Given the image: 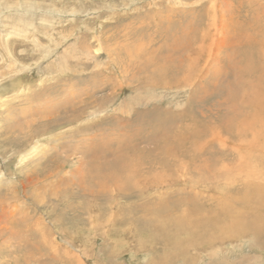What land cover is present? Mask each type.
Returning <instances> with one entry per match:
<instances>
[{"label":"rangeland","instance_id":"374dc122","mask_svg":"<svg viewBox=\"0 0 264 264\" xmlns=\"http://www.w3.org/2000/svg\"><path fill=\"white\" fill-rule=\"evenodd\" d=\"M210 1L0 0V264H264V234L248 233L245 217L233 226L225 223L243 225V235L217 241L206 251L191 248L182 254L164 235L150 232L160 223L154 215L158 202L189 194L215 204L220 191L226 192L224 186L212 191L189 185L177 192L181 182L171 183L176 174L161 164L171 157L159 153L164 137L180 127L182 114L208 113L200 97L222 105L218 100L235 84L248 82L236 67L226 72L215 61L218 52L229 49L221 34L207 62L190 71L175 63L176 74L144 76L152 72L143 64L147 52L182 37L184 22L194 23L209 11ZM224 1L237 9L238 0H215L218 18L229 14ZM149 13L166 18L162 35L151 36L156 21ZM260 75L263 80L256 81L264 86ZM221 105L211 106L213 121L232 107ZM225 135L200 143L216 158L220 147L208 144H226ZM118 138L120 145L133 147L110 151ZM99 139L108 143L105 153L95 145ZM248 158L224 165H238L234 174L241 188L244 179L263 186V158ZM128 164L137 167L127 173ZM112 175L120 187L108 180ZM226 196L224 208L239 207ZM247 210L261 218L254 224L262 230L264 212ZM183 216L182 221L190 217Z\"/></svg>","mask_w":264,"mask_h":264},{"label":"bare ground","instance_id":"6f19581e","mask_svg":"<svg viewBox=\"0 0 264 264\" xmlns=\"http://www.w3.org/2000/svg\"><path fill=\"white\" fill-rule=\"evenodd\" d=\"M257 1L258 5H255L257 7L254 8L253 0H238L237 9L234 8L233 1H224L223 10H227L229 14L218 18L216 17V2L215 0H211L208 7L209 11H206L204 15H197L194 23H191L190 20L186 24L184 22L185 34L182 37L175 38L176 40L172 43L153 46L147 52V57L144 58L145 62L143 64L151 66L150 70L152 71L151 73L149 71L145 72L144 76L151 74L152 78H159L170 73H175L174 70H177L178 66H175V63L187 64L189 67L188 71H190L191 67L194 68L197 64L209 60L215 50L212 47L215 37L220 33L221 39H223L222 43L228 45L229 49H227V52L224 51L223 55L218 52L215 61H218V64L221 63L222 67H225L226 72H229L232 66L233 69L236 67L237 75L248 81L237 83L235 87L233 85L231 88H234L230 95L223 97L224 99L222 100H218V102L223 103L222 105L200 97V106L205 102L208 113L204 114L203 111L201 113L199 109V112L203 114L201 115L202 117L198 113V116H196L195 112L186 116L182 114L183 119L180 127L172 130V132L164 137L165 141L159 144L162 147L159 153H162L163 157L164 155L165 157H171L168 161H161L162 168L166 171H173L176 174L173 178L170 176L169 181L171 183L181 182L182 186L176 189L177 192L182 193V189H185L188 185L189 187L207 186L211 190H218L219 187L222 189L224 186L226 191L221 192L219 190L221 194L217 196L215 204L207 196L196 199V197L189 194L177 198L171 196L166 201L158 202L157 207L154 208L156 211L154 215L155 221H159L160 223H157L150 232L152 231V234L160 233L162 236L164 235L165 241L179 248L183 252L182 254H186L191 248L206 251L213 248L217 241H223L225 238L231 236L238 237L239 235H243V225L241 227L238 226L239 229L232 226L233 222L236 224L237 220H244V217L246 218L244 228L249 231L248 233L254 232L258 236H261V233L264 234L263 221L261 222L263 226L262 230L259 228V225L257 226L258 223L254 224V219L261 218L255 213H252V215L254 214L252 216L251 212L247 215L249 210L245 211L246 207L251 206L253 209L255 208L256 213L262 214L264 212V185L262 186L259 183L256 185L244 179L243 183H241L243 188H241L240 184L237 183L241 180L236 179L234 174L238 171H236L238 165L230 167L225 166L226 164L224 165L225 160H235L237 164H244L247 162L245 160L246 157L250 158H248V161L253 158L257 160L263 158L261 161H264V86L259 85L256 81V77L263 80V75L260 74H264V0ZM235 12L238 15H234ZM149 15L147 14L150 17L149 19L156 21L151 22L152 26L156 28V34L151 36L162 35L164 33L163 22L166 18L156 17L150 13ZM143 23L148 24L149 22ZM142 25V27L146 26ZM163 47L168 50L166 53L163 52ZM179 51L183 52L180 53ZM126 55L128 56V54ZM126 59L130 61L134 60L131 56H128ZM257 65L263 68L260 70V67H258V71H256L255 66ZM139 75H141V72ZM215 77H221V74H216ZM215 105L225 107L231 105L232 107L226 110L222 119L213 121L211 119V114H213L211 106L213 108ZM223 134H226V144H221L214 140L208 144L209 147H212L211 144H216L220 147L217 156L219 153L220 155L214 158L210 154V151L204 148L200 142L205 137L221 136ZM117 141L118 147L110 151L124 152L133 147L120 145L119 138ZM95 145H100L98 149H101L105 153V145H108V143H104L99 139V141L95 142ZM168 146L171 148L169 149ZM192 147L194 150H192ZM118 148L121 149L119 150ZM225 150H228V152H225ZM87 153L90 162L93 152L88 149ZM133 153L131 152L130 154ZM96 155L100 154L94 151V156ZM156 162L152 161L151 163L155 164ZM106 164L107 166L103 165V163L101 165L107 169L109 166L108 163ZM131 164L124 166V170L127 173L130 172V169L133 170L137 167L136 164L132 168L129 167ZM227 165H229L228 162ZM150 167L153 168L154 166ZM260 170L263 171V169ZM94 171H96L95 168ZM135 171L137 170L135 169ZM138 171L141 172L140 169ZM121 172L123 171L120 170ZM187 173L191 177H187ZM193 174L197 175L196 177L203 176L202 179H205L207 182H204L205 180L194 179ZM205 175H209V177ZM108 178L109 181L112 180L113 184L120 187L113 175ZM236 184L238 187L234 186ZM224 194L239 207H236L234 210H228L227 206H225L227 208H224ZM181 204L183 207H186L180 210L178 205L181 207ZM183 215L190 217L182 221ZM226 222H229L232 226L229 227V225L225 224ZM245 233H247L246 230ZM181 235L183 236V241H178L176 238ZM189 260L188 262H190Z\"/></svg>","mask_w":264,"mask_h":264}]
</instances>
